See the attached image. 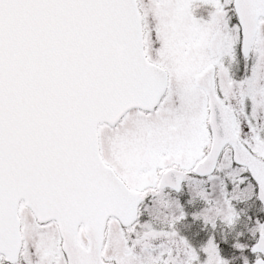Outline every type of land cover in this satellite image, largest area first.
Returning <instances> with one entry per match:
<instances>
[{
  "label": "snow or ice",
  "instance_id": "6c2138e0",
  "mask_svg": "<svg viewBox=\"0 0 264 264\" xmlns=\"http://www.w3.org/2000/svg\"><path fill=\"white\" fill-rule=\"evenodd\" d=\"M230 261L264 264V0H0V264Z\"/></svg>",
  "mask_w": 264,
  "mask_h": 264
},
{
  "label": "rangeland",
  "instance_id": "374dc122",
  "mask_svg": "<svg viewBox=\"0 0 264 264\" xmlns=\"http://www.w3.org/2000/svg\"><path fill=\"white\" fill-rule=\"evenodd\" d=\"M231 68H232V73H233V76L235 77V74H236V79H239L240 76L242 75V71H241V74H240V64L239 63H232L231 64ZM157 199L159 200V193H157ZM173 198L172 197H169L168 200L171 201ZM201 208V205H200V202L198 200H194L193 201V204L191 207H187L186 210L191 212L193 210H196V209H200ZM175 209L174 207H168V208H164L163 207V204L160 205V213L159 215H157L154 220H153V223L155 224H159L161 223L163 220L166 219V215L167 216H170L172 212H174ZM246 211L247 209L245 207H242L241 208V222L236 226L235 229H228V228H225L223 227L222 225H217V234L218 236H223L224 238L228 239L229 241V245L234 241L235 237H236V232L238 231H244L245 230V222H244V219L243 217L245 216L246 214ZM204 215H207L211 220H215L218 215H219V211L218 210H214L212 212H207V213H203ZM23 215L25 218L31 220L32 216L30 214V212L24 208L23 209ZM178 226L180 227H189V226H195L197 228L196 231L200 230L202 228V225L200 222H196L195 224L191 223V224H188V223H184V224H179L176 226V230L181 234V230H178ZM200 228V229H199ZM51 232L52 234L56 235L57 238H59L58 236V233L56 231V228L54 227V225L51 227ZM119 231V225L114 221V220H111L108 222V226H107V233H106V240H105V244H104V248H103V254L102 256L104 257H110V256H113V255H118L119 254V247L118 245H113V246H110L109 243L107 242L108 241V237H109V234L110 233H116ZM185 231V229L183 230ZM143 230H140L136 233V238L137 240H139L142 236H143ZM25 239L27 241V243L29 245H31L33 243V235L29 232V233H26L25 234ZM78 241L82 244V243H86V238L85 236H79L78 238ZM158 243V242H156ZM235 254V251L234 249H232L231 247H225V250H224V258L225 259H229L231 255H234ZM251 259V258H250ZM230 264H235L234 261H230Z\"/></svg>",
  "mask_w": 264,
  "mask_h": 264
},
{
  "label": "water",
  "instance_id": "95a60500",
  "mask_svg": "<svg viewBox=\"0 0 264 264\" xmlns=\"http://www.w3.org/2000/svg\"><path fill=\"white\" fill-rule=\"evenodd\" d=\"M31 213H32V212H31ZM100 223H101V226L104 227V225H103V220H102V219H101ZM56 225H57V228H58V230H59V232H60V234H61V236H62V235H63V227H62L60 224H56ZM78 228H79V227H78ZM78 228H75V227H74V229H73V231H74V235H75V240H76V236H77ZM105 229H106V227L104 228V231L102 232V234H101V236H100V239H99L98 243H99L100 241H104V232H105ZM83 233L89 238V228H88V226H86V225L83 226ZM100 253H101V251H100Z\"/></svg>",
  "mask_w": 264,
  "mask_h": 264
},
{
  "label": "flooded vegetation",
  "instance_id": "af4514ba",
  "mask_svg": "<svg viewBox=\"0 0 264 264\" xmlns=\"http://www.w3.org/2000/svg\"><path fill=\"white\" fill-rule=\"evenodd\" d=\"M195 223L196 222H194L193 224H195ZM177 228H178V230H181V235H190V233L192 231H196L197 230V228L195 226H189V227H180V226H178ZM184 229H185V231H183Z\"/></svg>",
  "mask_w": 264,
  "mask_h": 264
}]
</instances>
